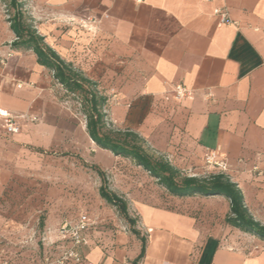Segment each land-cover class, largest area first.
Segmentation results:
<instances>
[{
  "label": "crops",
  "instance_id": "obj_1",
  "mask_svg": "<svg viewBox=\"0 0 264 264\" xmlns=\"http://www.w3.org/2000/svg\"><path fill=\"white\" fill-rule=\"evenodd\" d=\"M20 1L47 46L105 93L115 92L108 99L115 127L138 134L195 177L206 170V152L223 155L247 212L264 225V0ZM3 6L0 0V108L19 131L6 142L0 119V155L7 148L28 158L49 152L90 160L109 172L112 190L137 219L139 236L127 224L88 228L81 264H131L141 237L138 264H264V241L225 223L226 198L167 193L159 200L119 184L123 158L95 146L31 50L11 47L15 36ZM88 19L93 33L67 26ZM176 87L189 95L176 99ZM68 246L56 244L58 252Z\"/></svg>",
  "mask_w": 264,
  "mask_h": 264
},
{
  "label": "rangeland",
  "instance_id": "obj_2",
  "mask_svg": "<svg viewBox=\"0 0 264 264\" xmlns=\"http://www.w3.org/2000/svg\"><path fill=\"white\" fill-rule=\"evenodd\" d=\"M7 8V2H5L2 10L6 15ZM9 12L12 11L9 10ZM26 16L31 18L28 14ZM33 25L36 28L34 20ZM67 26L72 31L74 29L76 33L95 32L93 20H71ZM72 65L75 70L80 71L75 64ZM57 88L61 102L79 123L85 126L84 116L78 110V99L67 94L60 85ZM97 90L109 99L111 91L108 90L105 93L99 85ZM109 107L108 101L104 109L107 128L122 130L111 123ZM9 136L6 134L3 137L6 142H9ZM145 146L155 157L169 162L167 155L147 144ZM5 151L6 153L0 155V181H5L4 184H0V264H45L46 257L55 260L56 253L60 254L63 251L58 252L56 248L59 224L66 219L74 220L82 212L86 213L94 224L98 226L102 224L103 231L116 229L114 223L119 226L126 224L116 208L100 198L98 189L101 179L90 168L93 166L90 160L85 162L71 155L64 157L60 153L49 152L42 156L28 158L24 154L12 152L7 148ZM119 160L121 162L119 171L123 175L118 181L119 184L124 185L126 181L128 185H133L134 191L154 194L159 200L166 198L167 192L147 173L145 175L143 171H137L127 159ZM2 162L5 163L4 168ZM103 172L108 189L114 192L110 185L111 175L107 171ZM213 172L206 169L204 174L196 177H207L214 174ZM181 173L192 176L190 170H183ZM118 196L123 198L121 195ZM128 212L130 216L135 217L133 213H130L129 208Z\"/></svg>",
  "mask_w": 264,
  "mask_h": 264
},
{
  "label": "trees",
  "instance_id": "obj_3",
  "mask_svg": "<svg viewBox=\"0 0 264 264\" xmlns=\"http://www.w3.org/2000/svg\"><path fill=\"white\" fill-rule=\"evenodd\" d=\"M2 1L7 2V22L15 36L11 47L31 50L38 65L51 71L53 80L67 94L78 99V110L85 119V132L98 149L108 151L115 157L127 159L134 166L140 167L169 195L226 198L229 203V213L225 218V223L264 241V225L254 221L249 215L244 206L243 195L235 183L223 174H210L201 178L183 175L168 161L151 154L145 146V141L138 134L130 130L107 128L104 109L108 98L97 90V83L85 77L82 72L75 70L72 64L63 61L54 50L45 44L44 38L39 35L33 25V20L26 16L22 1ZM90 168L101 179L98 189L100 198L115 207L128 225L130 232L139 236L135 229L137 219L130 216L126 201L108 189V183L102 170L96 166H90ZM140 241V252L131 264H138L144 256L145 239L141 237Z\"/></svg>",
  "mask_w": 264,
  "mask_h": 264
},
{
  "label": "built area",
  "instance_id": "obj_4",
  "mask_svg": "<svg viewBox=\"0 0 264 264\" xmlns=\"http://www.w3.org/2000/svg\"><path fill=\"white\" fill-rule=\"evenodd\" d=\"M215 13L219 15L220 21L222 23L228 22L225 12H219L216 10ZM3 62L4 60L1 59L0 63L3 64ZM110 91L111 95L109 97L114 101L116 94L113 90ZM186 95H189L187 90L176 87V99H181ZM0 119L2 120V126L5 134H16L19 131V127L16 124L13 115L6 112L2 108H0ZM31 120L34 121L35 119L32 118ZM203 164L206 169L214 171V174H223L226 176L227 172L229 171V166L225 161L224 156L217 154L214 151H208L203 155ZM254 171L259 173L256 168H254ZM92 225H94V222H92L88 215L83 212L80 213L73 221L62 222L57 231V241H67L69 246L63 249V251L55 258V260L46 257L45 264H81L82 257L79 250L81 247L87 244V238L85 234L87 233L88 228H90Z\"/></svg>",
  "mask_w": 264,
  "mask_h": 264
}]
</instances>
